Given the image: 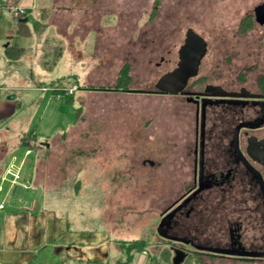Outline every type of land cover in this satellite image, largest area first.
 Returning a JSON list of instances; mask_svg holds the SVG:
<instances>
[{
  "label": "rangeland",
  "instance_id": "obj_1",
  "mask_svg": "<svg viewBox=\"0 0 264 264\" xmlns=\"http://www.w3.org/2000/svg\"><path fill=\"white\" fill-rule=\"evenodd\" d=\"M11 1L0 51L21 20L31 34L18 60L0 56V100L13 106L0 118V202L19 166L12 203L0 206V263L123 264L136 240L144 249L130 264H171L156 227L191 180L192 109L179 96L90 89L117 88L125 70L128 90H152L188 29L207 45L192 86L247 74L253 87L264 64L254 65L259 32L245 19L264 0ZM58 81L71 102L51 92ZM67 238L74 250L58 256Z\"/></svg>",
  "mask_w": 264,
  "mask_h": 264
},
{
  "label": "flooded vegetation",
  "instance_id": "obj_2",
  "mask_svg": "<svg viewBox=\"0 0 264 264\" xmlns=\"http://www.w3.org/2000/svg\"><path fill=\"white\" fill-rule=\"evenodd\" d=\"M245 21L258 27L254 65L264 64V3L255 5ZM204 43L197 74L176 96L192 109L193 140L185 151L191 180L179 198L161 209L156 234L169 244L170 252L178 251L185 259L195 254L198 264H264V257L258 256L264 254V192L247 167L264 181V121L255 128L247 126L264 120V72L253 87L248 86L247 74L229 82L192 86L207 53ZM149 91L155 92L154 85Z\"/></svg>",
  "mask_w": 264,
  "mask_h": 264
},
{
  "label": "water",
  "instance_id": "obj_3",
  "mask_svg": "<svg viewBox=\"0 0 264 264\" xmlns=\"http://www.w3.org/2000/svg\"><path fill=\"white\" fill-rule=\"evenodd\" d=\"M21 22H25V20H21ZM185 44L178 50V63L177 67L170 72H167L159 77V79L154 84L155 92L148 91L144 92L138 90H130L129 92H142V93H155L169 96H177L182 94L183 90L186 88L188 81L190 78H193L197 74L198 65L202 56L205 53V43L204 41L198 37L194 32L188 30L186 32L184 38ZM196 49L197 53H194L193 49ZM261 120L259 123L255 125H247L250 128H255L261 125ZM248 169L252 171L255 177L258 179V182L261 186L262 192H264V181L260 174L254 170L251 166L247 164ZM161 228V225H160ZM157 233L160 237H164L163 234L157 230ZM173 241L187 243L180 239H174ZM208 251L216 254H227L229 252L215 249H208ZM174 257L172 258V264H182L185 259V255L174 251ZM239 256H245L247 254H237ZM258 256L264 257V254H259Z\"/></svg>",
  "mask_w": 264,
  "mask_h": 264
},
{
  "label": "crops",
  "instance_id": "obj_4",
  "mask_svg": "<svg viewBox=\"0 0 264 264\" xmlns=\"http://www.w3.org/2000/svg\"><path fill=\"white\" fill-rule=\"evenodd\" d=\"M10 4L16 5L11 0H0V42L4 41L5 38H6V35L7 34H11L10 33L11 32V29H13L12 22L9 19L10 17H8V16L12 15V13L9 12V10H10V7L9 6H12ZM17 7H19V6L17 5ZM5 9H8V13H6ZM16 31H17V29H16ZM16 31H14V32H16ZM14 40H15V36L12 37V42ZM8 43H10V42H8ZM6 44H5V46H6ZM5 46L3 48H5ZM2 53L4 55V49H3V52L0 51V56L2 55ZM4 57H5V55H4ZM122 93H124V92H122ZM125 93H129V92H125ZM119 96H122V95H119ZM165 98L172 99V97H167V96ZM12 107H13L12 104H9V103H6V102H3V101L0 100V118L3 117V116H8L9 113L11 112ZM29 151L30 150H26L25 154H28L27 152H29ZM9 171H10V167H7L3 171L2 175H1V182L4 181L5 174H7ZM18 171H19V166H18V168L13 173L12 180L10 181V185H9L8 189L6 190V192H5L3 199L0 202V206L6 205L7 203H10V204L12 203V200H11V197L12 196H11V194L13 193V191L18 186V184H16V181H17L16 178L18 176ZM11 173L12 172L10 171V174ZM19 189L25 190V186L23 185V187H20ZM1 192H2V188H1V183H0V195H1ZM18 200H22L21 197H19ZM22 202L24 203V206H26V207L30 206V204L27 203V202H24V200ZM64 241H65L64 242L65 245H58L56 247V251L58 252L57 253L58 256H59V254L61 252H63L62 250H64V249H67V250L71 251V249L74 248V246H71V245L72 244H74V245L76 244V241H74V239H68L67 238ZM83 255L84 254H82V253L81 254H77L74 257V260H78V261H84V260H86V259H84ZM70 258H72V256H70ZM88 258H90L88 260H89V262L91 264H103L101 261H99L97 259V257L91 256V257H88ZM27 260H29V259H27Z\"/></svg>",
  "mask_w": 264,
  "mask_h": 264
},
{
  "label": "trees",
  "instance_id": "obj_5",
  "mask_svg": "<svg viewBox=\"0 0 264 264\" xmlns=\"http://www.w3.org/2000/svg\"><path fill=\"white\" fill-rule=\"evenodd\" d=\"M30 30L28 29L27 25L25 24V22H19L18 24V28H17V33L15 35V40L10 44L7 43L5 48H4V55L6 57V59L11 60V61H15L18 60L20 58V56L24 53V47L22 46L23 40L28 38L30 36ZM56 49V48H54ZM59 50V48H57ZM120 83L118 84L117 88L114 89H90V90H96V91H113V92H129L130 89L128 90L125 86L129 83L130 79L128 77V75H126L125 70L122 71L121 75H120V79H119ZM51 88V92H53V94H62L63 98H65L66 102H71L72 97H70V95L66 94V90H67V86L62 85V83L60 81H58L57 83L51 84L49 86ZM132 90V89H131ZM133 244V245H132ZM134 244H136V246H134ZM131 247L132 248H127L126 253H127V260H125L123 262V264H130V262L132 261V256H131V250H136V251H143L144 249V244L142 242H137L136 240L131 242ZM187 259L184 260V262H187ZM183 262V263H184ZM171 264H172V260H171Z\"/></svg>",
  "mask_w": 264,
  "mask_h": 264
},
{
  "label": "built area",
  "instance_id": "obj_6",
  "mask_svg": "<svg viewBox=\"0 0 264 264\" xmlns=\"http://www.w3.org/2000/svg\"><path fill=\"white\" fill-rule=\"evenodd\" d=\"M21 13H23V12L21 11ZM16 16H17V14H16ZM71 92H72V90H69V89L66 90V94H67V95L71 94ZM55 95L57 96V97H56L57 99L60 98V97H61V98L63 97L62 94H55ZM27 153H28V152H27Z\"/></svg>",
  "mask_w": 264,
  "mask_h": 264
}]
</instances>
